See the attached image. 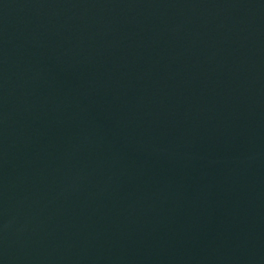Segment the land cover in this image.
<instances>
[{"label": "water", "instance_id": "obj_1", "mask_svg": "<svg viewBox=\"0 0 264 264\" xmlns=\"http://www.w3.org/2000/svg\"><path fill=\"white\" fill-rule=\"evenodd\" d=\"M0 264H264V0H0Z\"/></svg>", "mask_w": 264, "mask_h": 264}]
</instances>
